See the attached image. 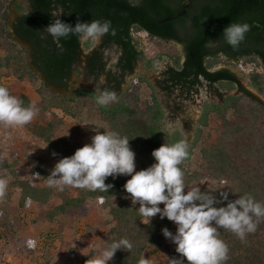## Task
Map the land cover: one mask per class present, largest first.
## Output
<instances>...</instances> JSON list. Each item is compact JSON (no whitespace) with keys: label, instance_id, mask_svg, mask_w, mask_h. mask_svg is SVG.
Listing matches in <instances>:
<instances>
[{"label":"trees","instance_id":"16d2710c","mask_svg":"<svg viewBox=\"0 0 264 264\" xmlns=\"http://www.w3.org/2000/svg\"><path fill=\"white\" fill-rule=\"evenodd\" d=\"M10 1L0 0V48L5 51V55L0 56V67H11L14 61L13 70L21 72L20 77L28 76L33 81L41 82L38 92L42 97V111L46 112L54 104L81 119L86 108L94 110L104 124L101 132L114 130L130 139V147L142 169L155 162L151 155L154 149L164 143L184 140L179 131L173 134L164 131V110L159 97L153 94L148 99H142L139 94L132 93L122 97L116 105L102 107L96 103V94L89 90H82L75 97L52 96L49 93L51 85H68L81 60L82 45L76 35L54 40L47 32L49 23L58 16L72 26L78 20L111 21L115 34L110 31L103 37L100 47L88 55L87 73L95 77L106 74L116 89L121 88L126 74L134 73L142 56L133 36L134 30L146 31L152 37L183 45V59L180 55L176 56L175 65L167 68L162 80L163 89L169 93L176 87L192 91L201 85L202 79L210 85L220 83L225 88L245 89L230 68L214 69L220 63V55L232 60L247 58L264 67V0H190L183 12L185 0H140L135 6L129 0H29L32 5L30 11L21 2H16L15 7L22 14L16 18L13 31L30 45L32 61L39 73L29 63L22 61L24 50L8 40L10 26L5 9ZM57 11L60 13L57 14ZM240 22L249 23L251 29L240 46L233 49L224 41L222 33L230 23ZM211 40L217 43L209 47L207 45ZM114 45L121 51L117 62L119 73L107 70L103 51ZM76 72L81 73L78 69ZM260 75L256 72L252 78L254 85L264 91L260 87ZM18 98L23 100L24 106H33L27 94L23 93ZM243 98L240 95H228L224 105L214 102L205 104L194 145L199 141L203 128L209 125L212 113L223 120L220 135L216 143L202 148L198 169L190 171L183 165L180 167L185 172L189 189L199 186L202 191L214 192L216 195L219 191H229V199L250 193L257 201L264 203V107L256 102H242ZM75 102L78 104L74 108L68 105ZM230 109L242 117L235 121L229 120L226 114ZM52 116L47 115L45 124L38 127L53 129L56 122L55 116ZM35 133L43 135L37 130ZM45 139L61 158L71 156L76 151L71 145L59 149L52 143L50 136ZM38 171L35 175H39ZM45 175L48 176L47 173ZM126 181L125 176L108 177L105 183L112 185L108 191L77 188L78 195L66 198L58 208L65 212L69 207L81 208L97 200L109 207L115 224L108 232L107 247L121 238L128 239L133 245L130 250H117L109 264H142L143 254L149 247H166V264H179L178 260L187 264L186 258L176 252V245L162 234L164 227L175 233V224L167 218L161 219L159 214L150 223L149 218L141 216L139 207L132 204L130 194L124 189ZM19 184L23 187V203L31 200L47 202L53 192L49 188L34 186L29 181L19 180ZM144 219L147 221L144 222ZM220 238L229 247V259L225 264H264V219L257 230L248 234L243 241L224 229L220 230Z\"/></svg>","mask_w":264,"mask_h":264},{"label":"rangeland","instance_id":"374dc122","mask_svg":"<svg viewBox=\"0 0 264 264\" xmlns=\"http://www.w3.org/2000/svg\"><path fill=\"white\" fill-rule=\"evenodd\" d=\"M16 2H21L27 11L32 8L29 0H11L7 4L5 10L10 26L8 40L17 43L19 48L24 50L22 61L29 63L37 71L32 61L30 45L17 37L13 31L16 18L22 14L16 9ZM133 36L142 51V56L136 64L134 73L125 75L120 89H116L106 74L95 77L87 73V57L93 49L100 47L103 38L95 45L81 39V60L76 65L68 85L50 86L49 93L54 97H75L82 90L92 91L96 95L105 90L113 91L117 95V100L108 106L116 105L128 94L137 93L142 99H148L155 94L163 105L164 131L170 134L179 131L189 144L190 156L181 165L190 171L199 168L202 148L217 142L223 126L222 118L212 113L209 125L203 128L199 141L194 145L206 103L224 105L228 95H240L244 97L242 102H256L264 107V91L254 85L252 78V74L261 73L260 87L264 88L262 65L247 58L232 60L220 55V63L214 69L230 68L245 89L225 88L220 83L210 85L202 79L201 85L192 91L176 87L169 93L163 89L162 80L165 78L167 68L175 65L174 58L180 55L183 59V45L152 37L142 30H134ZM103 51L107 70L119 73L117 62L121 55L120 49L114 45ZM4 55V49L0 48V56ZM15 64L13 61L11 67H0V84L8 87L11 94L17 97L23 93L27 94L37 114L24 127L0 125V179L7 181L6 192L0 196V264H95L96 259L107 248V235L115 224L113 217L109 207L99 200L89 206L69 207L65 212L60 211L58 206L66 198L77 196L79 192L75 187L65 186L64 190L60 191L56 187L48 186V177H45V174H50L61 157L45 137L50 136L52 143L61 150L64 145L78 149L91 143V138L104 124L98 114L89 108L83 112L81 119L54 104L46 112L40 110L42 97L38 90L41 82L33 81L28 76L20 77L21 72L16 73L13 70ZM77 69L81 73L78 74ZM77 104L78 102L68 105L74 108L73 106ZM52 114L55 116V127L51 130L39 128L38 125L45 124V117ZM226 116L231 121L242 117L234 109L227 111ZM36 130L43 135H37ZM37 169L39 175H35ZM141 169L136 162V171ZM125 177L130 179V176ZM19 180L29 181L37 187L52 189L53 192L47 202L31 200L23 203V187ZM136 205L139 207L138 203ZM160 207H163V204ZM143 221L146 222L147 219ZM174 229L176 230V225ZM29 240L36 242L34 248L28 246ZM167 254L166 247H149L143 254L142 264H166Z\"/></svg>","mask_w":264,"mask_h":264},{"label":"clouds","instance_id":"9594fccd","mask_svg":"<svg viewBox=\"0 0 264 264\" xmlns=\"http://www.w3.org/2000/svg\"><path fill=\"white\" fill-rule=\"evenodd\" d=\"M129 2L135 6L140 0ZM46 28L54 40L76 35L94 45L99 44L110 31L115 34L111 21L100 19L87 22L78 20L72 26L58 16ZM250 29L251 25L247 22L230 23L222 35L224 41L236 49ZM216 43L211 40L207 46L212 47ZM116 100L117 95L113 91L105 90L96 95V103L102 107ZM36 114L34 106H24L22 99L11 94L8 87L0 85V125L24 127ZM129 140L114 130L96 131L91 143L56 162L47 176L48 186L60 191L65 186L108 191L112 187L105 183L108 177L130 176L124 189L130 194L132 204H139V214L149 218V223L159 214L161 219L167 218L176 225L175 233L164 227L162 234L176 245V252L186 258L187 264H225L229 259V247L220 238V230H227L240 240H245L264 219V203L257 201L250 193L229 199V191H219L216 195L202 191L199 186L189 189L185 172L180 167L190 156L186 140L162 144L151 153L155 162L136 171V154ZM6 188L7 181L0 179V196L5 194ZM161 204L163 207H160ZM28 246L34 248L36 242L29 240ZM132 246L126 238L113 241L102 251L95 264H109L117 250H130ZM178 262L184 264L182 260Z\"/></svg>","mask_w":264,"mask_h":264},{"label":"water","instance_id":"95a60500","mask_svg":"<svg viewBox=\"0 0 264 264\" xmlns=\"http://www.w3.org/2000/svg\"><path fill=\"white\" fill-rule=\"evenodd\" d=\"M185 2H186V4H185L184 8L182 9V12H183V10H185L186 8H188V6L190 4V0H185ZM168 19H170V18H167L166 20H168Z\"/></svg>","mask_w":264,"mask_h":264},{"label":"crops","instance_id":"0c3cea01","mask_svg":"<svg viewBox=\"0 0 264 264\" xmlns=\"http://www.w3.org/2000/svg\"><path fill=\"white\" fill-rule=\"evenodd\" d=\"M37 72H38V70H37ZM39 73V72H38ZM42 77H43V75H41ZM73 76V75H72ZM72 78V77H71ZM51 86H53V85H51Z\"/></svg>","mask_w":264,"mask_h":264}]
</instances>
